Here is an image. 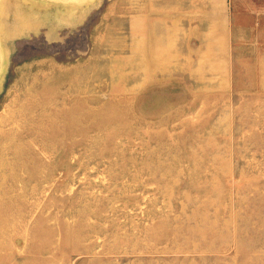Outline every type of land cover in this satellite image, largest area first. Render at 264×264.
Returning <instances> with one entry per match:
<instances>
[{"label":"rangeland","instance_id":"rangeland-1","mask_svg":"<svg viewBox=\"0 0 264 264\" xmlns=\"http://www.w3.org/2000/svg\"><path fill=\"white\" fill-rule=\"evenodd\" d=\"M0 264H264V0H2Z\"/></svg>","mask_w":264,"mask_h":264},{"label":"bare ground","instance_id":"bare-ground-1","mask_svg":"<svg viewBox=\"0 0 264 264\" xmlns=\"http://www.w3.org/2000/svg\"><path fill=\"white\" fill-rule=\"evenodd\" d=\"M1 1L0 0V14L3 13V10H2V4H1ZM2 31H3V26L0 25V40H1V36H2ZM6 59V55H5V52L1 46V41H0V74L4 71L5 69V65H4V60Z\"/></svg>","mask_w":264,"mask_h":264}]
</instances>
